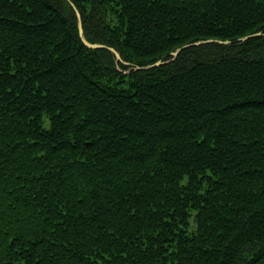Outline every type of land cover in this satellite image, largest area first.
<instances>
[{
	"label": "trees",
	"instance_id": "obj_1",
	"mask_svg": "<svg viewBox=\"0 0 264 264\" xmlns=\"http://www.w3.org/2000/svg\"><path fill=\"white\" fill-rule=\"evenodd\" d=\"M257 32L264 0H0V264H264Z\"/></svg>",
	"mask_w": 264,
	"mask_h": 264
},
{
	"label": "water",
	"instance_id": "obj_2",
	"mask_svg": "<svg viewBox=\"0 0 264 264\" xmlns=\"http://www.w3.org/2000/svg\"><path fill=\"white\" fill-rule=\"evenodd\" d=\"M72 6L74 7V9L76 11V14H77V17H78V20H79V35H80V38H81L82 42L86 46H88L90 48H93V49L106 48L107 46L104 45V44L91 43V42H89L86 39V37L84 35V29H83L82 21H81V13H80V11L77 9V7L73 3H72ZM263 34L264 33H262V32H257L255 34H250V35L241 37V38H239L238 41L239 42H244V41H246V40H248V39H250L252 37L259 36V35H263ZM206 43L229 44L230 42L229 41L218 40V39L200 40V41H197V42H194V43H190V44H186V45H184L182 47L177 48L175 51L171 52V58L168 59V60H159V61H157V62H155L153 64H150V65H147V66H136L135 68L136 69H150V68H153V67H156V66H160V65H163V64L172 62V61H174L178 57V55L181 53V51L183 49L188 48V47H191V46H195V45L206 44ZM110 49L115 53V55L117 57V60L123 61L120 53L117 50H115L114 48H110Z\"/></svg>",
	"mask_w": 264,
	"mask_h": 264
},
{
	"label": "bare ground",
	"instance_id": "obj_3",
	"mask_svg": "<svg viewBox=\"0 0 264 264\" xmlns=\"http://www.w3.org/2000/svg\"><path fill=\"white\" fill-rule=\"evenodd\" d=\"M263 33V32H262ZM255 34V33H254ZM247 36V35H246ZM259 36H264V34L263 35H259ZM244 37V36H243ZM255 37H258V36H255ZM239 40V39H238ZM225 41H229V40H225ZM230 42V41H229ZM239 42V41H238ZM231 43V42H230ZM229 43V44H230ZM239 43H241V42H239ZM227 45V44H226ZM106 48H108V49H110V48H113V47H106ZM115 49V48H114ZM111 50V49H110ZM116 50V49H115ZM112 51V50H111ZM113 52V51H112ZM115 54V53H114ZM121 55V54H120ZM116 56V55H115ZM116 60H117V57H116Z\"/></svg>",
	"mask_w": 264,
	"mask_h": 264
},
{
	"label": "rangeland",
	"instance_id": "obj_4",
	"mask_svg": "<svg viewBox=\"0 0 264 264\" xmlns=\"http://www.w3.org/2000/svg\"><path fill=\"white\" fill-rule=\"evenodd\" d=\"M195 228H196V224H195L194 220L192 219V221H191V229H195Z\"/></svg>",
	"mask_w": 264,
	"mask_h": 264
}]
</instances>
